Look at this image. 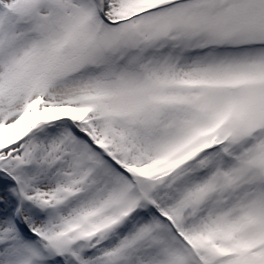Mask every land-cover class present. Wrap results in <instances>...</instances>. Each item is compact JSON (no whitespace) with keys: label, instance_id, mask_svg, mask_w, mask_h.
Returning a JSON list of instances; mask_svg holds the SVG:
<instances>
[{"label":"snow or ice","instance_id":"1","mask_svg":"<svg viewBox=\"0 0 264 264\" xmlns=\"http://www.w3.org/2000/svg\"><path fill=\"white\" fill-rule=\"evenodd\" d=\"M0 264H264V0H0Z\"/></svg>","mask_w":264,"mask_h":264}]
</instances>
